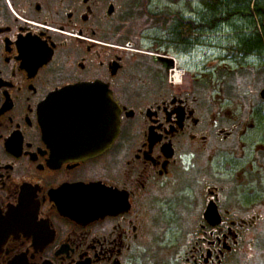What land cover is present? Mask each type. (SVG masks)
Returning <instances> with one entry per match:
<instances>
[{
    "label": "flooded vegetation",
    "instance_id": "flooded-vegetation-1",
    "mask_svg": "<svg viewBox=\"0 0 264 264\" xmlns=\"http://www.w3.org/2000/svg\"><path fill=\"white\" fill-rule=\"evenodd\" d=\"M193 52L213 57L174 87ZM77 83L118 130L53 160L40 106ZM0 264H264V0H0Z\"/></svg>",
    "mask_w": 264,
    "mask_h": 264
},
{
    "label": "snow or ice",
    "instance_id": "snow-or-ice-1",
    "mask_svg": "<svg viewBox=\"0 0 264 264\" xmlns=\"http://www.w3.org/2000/svg\"><path fill=\"white\" fill-rule=\"evenodd\" d=\"M37 58H46L44 45L39 41H33ZM79 93L74 97L66 96L64 92L54 93L51 98L44 101L43 113L45 121L50 110L56 105L69 107L67 121L70 131L79 135L99 134L113 118L118 122L120 109L113 100L112 94L106 91L104 85L86 84L80 85ZM42 110V108H41ZM52 147H56L52 144ZM61 194L84 204L95 201H111L118 199L121 193L111 187L99 185H76L61 190ZM37 229L43 227V222H36Z\"/></svg>",
    "mask_w": 264,
    "mask_h": 264
},
{
    "label": "water",
    "instance_id": "water-1",
    "mask_svg": "<svg viewBox=\"0 0 264 264\" xmlns=\"http://www.w3.org/2000/svg\"><path fill=\"white\" fill-rule=\"evenodd\" d=\"M86 84L99 83H77L66 85L51 92L45 100L51 98L54 93L61 92H64L66 96L74 97L79 93L80 85ZM106 91L110 92L108 89H106ZM44 101L40 106L39 119L43 136L48 143H51L50 148L53 160L59 159L61 156H66L69 159L74 160H83L87 157L94 156L102 152L110 144L112 138L117 133L119 119L117 122L115 118L108 122L104 131L99 134L79 135L70 131L67 121L69 107L66 105L54 106L48 114L49 120L45 121L43 113ZM52 144H55L56 147L53 148Z\"/></svg>",
    "mask_w": 264,
    "mask_h": 264
},
{
    "label": "rangeland",
    "instance_id": "rangeland-1",
    "mask_svg": "<svg viewBox=\"0 0 264 264\" xmlns=\"http://www.w3.org/2000/svg\"><path fill=\"white\" fill-rule=\"evenodd\" d=\"M172 57L174 59L173 62L176 63V70L184 69V74H191L194 70H200L202 66H204L206 60L213 57V54L193 52L189 54H172ZM182 83H184V81L180 83L176 82V85L180 86Z\"/></svg>",
    "mask_w": 264,
    "mask_h": 264
},
{
    "label": "bare ground",
    "instance_id": "bare-ground-1",
    "mask_svg": "<svg viewBox=\"0 0 264 264\" xmlns=\"http://www.w3.org/2000/svg\"><path fill=\"white\" fill-rule=\"evenodd\" d=\"M175 72H176V82L180 83L181 82V78L183 79V77H182L183 72L180 71L179 69H177ZM181 85H183V83Z\"/></svg>",
    "mask_w": 264,
    "mask_h": 264
},
{
    "label": "built area",
    "instance_id": "built-area-1",
    "mask_svg": "<svg viewBox=\"0 0 264 264\" xmlns=\"http://www.w3.org/2000/svg\"><path fill=\"white\" fill-rule=\"evenodd\" d=\"M183 76H185V74H182ZM174 76H175V74H174ZM175 78V77H174ZM173 86L175 87V86H177L176 85V80L174 79V81H173Z\"/></svg>",
    "mask_w": 264,
    "mask_h": 264
}]
</instances>
